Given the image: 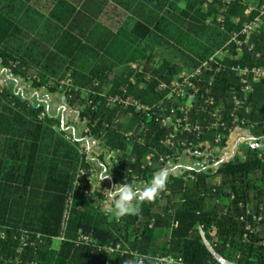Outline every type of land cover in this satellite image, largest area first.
Masks as SVG:
<instances>
[{
	"label": "trees",
	"instance_id": "trees-1",
	"mask_svg": "<svg viewBox=\"0 0 264 264\" xmlns=\"http://www.w3.org/2000/svg\"><path fill=\"white\" fill-rule=\"evenodd\" d=\"M251 1L264 3L0 0V66L78 113L85 124L80 137L100 143L97 159L112 184L125 178L144 184L167 165L150 164L151 153L178 162L183 151L165 146L169 129L111 106L107 96L125 88L144 103L157 102L159 83L198 68L258 15H248ZM253 42L256 52L227 64L264 67V24ZM240 86L226 70L210 95L231 110ZM250 108L254 140L240 146L241 154L170 173L166 190L139 214L114 217L97 203L100 192L95 200L88 196L94 160L61 117L26 98L12 80L0 82V264H121L126 256L142 259L139 264H162L156 258L164 257L182 264H264V220H254L264 214V80L254 85ZM190 117L204 123L196 111ZM202 139L213 142L215 132ZM109 152L117 162L106 163Z\"/></svg>",
	"mask_w": 264,
	"mask_h": 264
},
{
	"label": "built area",
	"instance_id": "built-area-1",
	"mask_svg": "<svg viewBox=\"0 0 264 264\" xmlns=\"http://www.w3.org/2000/svg\"><path fill=\"white\" fill-rule=\"evenodd\" d=\"M211 1L213 0H207V2ZM224 2L230 3L232 0H224ZM247 7L248 15L256 10L259 12L258 15L245 21L239 30H234L228 43L203 61L198 68L184 71L170 82L159 83L158 89L162 96L157 102L144 103L127 95L128 91L123 88V93L107 96L108 104L143 114L156 124L169 129L165 140V146L168 149L181 150L184 156L216 161L212 154L221 150L220 145L224 142L227 143L232 134L239 129H250L255 126L248 120L247 114L251 113L250 96L254 91V85L264 80V67L243 63L227 64L230 59H241L246 52H256L253 37L261 32L264 24V3L251 1ZM223 19V16L220 15L219 20ZM236 21L238 22V20ZM134 68L137 69L138 66L134 65ZM226 70L233 72L241 84L239 93L233 96L231 110H227L223 104L218 103L214 96L210 95L215 77ZM147 78L149 79V77ZM131 82H135L133 77ZM146 86V84L141 85L142 88ZM193 111L205 116L204 123H192L190 114ZM242 111L244 115H242ZM205 132H215L214 144L208 139H202ZM190 135L195 136V139H192ZM66 138L74 141V137L71 135H67ZM212 146L216 149H212ZM107 158L110 162H117L114 152H109ZM148 159L150 164L154 159H158L161 163L175 160L169 155H160L158 152L151 153ZM88 196L91 197L89 194ZM240 220L245 221V216H242ZM254 220H264V214L255 216ZM247 230H252V226L248 225ZM81 240L88 241L89 238L82 235ZM115 250L114 247L109 248L110 252ZM138 261L142 263V259ZM156 261L162 264H182L183 262L181 259L175 260L172 257L156 258Z\"/></svg>",
	"mask_w": 264,
	"mask_h": 264
},
{
	"label": "crops",
	"instance_id": "crops-1",
	"mask_svg": "<svg viewBox=\"0 0 264 264\" xmlns=\"http://www.w3.org/2000/svg\"><path fill=\"white\" fill-rule=\"evenodd\" d=\"M12 80L13 83H16L15 87L16 89H18L19 92H21L22 94H24V96L30 100H32L33 102H35L34 99H32V97L26 96V89H31V91H35L33 92V96L35 95L36 100H38L40 103H43L46 105L47 107V111L56 115V116H60L64 126H66L67 130L72 133L76 138H78V140L81 141L83 147L86 148V150L91 153L92 155V159L94 160V173H93V178H92V186L96 189L97 192L102 193L103 191V185L105 183H110V185L112 186V182L111 179H104L103 181H101V176L104 175H109L107 168L105 167L104 163L99 161L97 159V156H95L96 154L99 155L100 153H102L104 150L101 147V145L94 140H89L88 138L86 139H82L77 135L78 132H81L82 130L85 129V124L83 122H81L79 120V115L76 111H74L73 109H71L66 101H62L63 103L61 104V106H59L60 108H58L56 110V105L54 103V101H51L48 97L52 94H49V96H45L44 98H41L40 96L43 93V90H35L34 88L31 87V85H29V87L26 86V88H17V84L20 83V80H17V78H11L8 76V72L4 69L1 68L0 66V82L2 83H9V81ZM26 91V92H25ZM51 102V103H50ZM52 107V108H51ZM253 136L251 134V131L249 129H239L237 130L234 134H232V136L229 138L228 142L226 143L225 146L221 147L222 149L219 150L218 152H215V154L213 153L212 156H215L216 161H214L213 165L207 166V167H211L216 165V163L219 161L218 158L220 160L229 158L237 153H240V146L246 142V141H251L253 140ZM212 149H216L214 148V146H212ZM183 157V156H182ZM181 159H184L185 157V161L190 160V161H200L201 162V166L199 168H202L203 165L206 162L204 159L201 158H196L193 156H185ZM187 159V160H186ZM214 160V159H212ZM105 161L106 163L109 162L108 158L105 157ZM189 169L188 167H183V169ZM198 168V169H199ZM182 169V170H183ZM184 171V170H183ZM183 173V172H182ZM179 175V174H178ZM220 178L218 177L217 180H219ZM96 193V192H95ZM94 193L95 197L96 194ZM106 198H97V203L101 206V208L103 210L108 211V204L105 202ZM225 262V261H223Z\"/></svg>",
	"mask_w": 264,
	"mask_h": 264
},
{
	"label": "clouds",
	"instance_id": "clouds-1",
	"mask_svg": "<svg viewBox=\"0 0 264 264\" xmlns=\"http://www.w3.org/2000/svg\"><path fill=\"white\" fill-rule=\"evenodd\" d=\"M170 171L167 166L156 170L150 181L144 185L137 186L130 183L125 178L122 182L112 184L111 188H106L101 193L106 198L108 212L114 217H124L125 215H137L141 211V206L145 202H154L167 188ZM110 175L101 176V181L110 179ZM96 189L92 186L89 195L95 200ZM121 264H139L134 257H124Z\"/></svg>",
	"mask_w": 264,
	"mask_h": 264
},
{
	"label": "rangeland",
	"instance_id": "rangeland-1",
	"mask_svg": "<svg viewBox=\"0 0 264 264\" xmlns=\"http://www.w3.org/2000/svg\"><path fill=\"white\" fill-rule=\"evenodd\" d=\"M17 80H20V83H18L17 84V88H26V86L27 87H29V83H27L26 81H24V80H22V79H19V78H17ZM15 85H16V83H15ZM27 91V92H26ZM26 96H29V97H32V99H34L35 101H36V98H35V95L33 96V92H35V91H31V89H29V91H28V89H26ZM49 92L48 91H46V90H43V93H42V95L40 96L41 98H44L45 96H49ZM51 101H54V103H55V105H56V110L58 109V108H60L59 106H61V104L63 103L62 101H63V98L61 97V98H59L58 96H56V95H50L49 97H48ZM51 103V102H50ZM52 108V107H51ZM79 134H81V132H78V136H79ZM253 140H254V138H253ZM262 145L264 146V141H263V143H262ZM95 156H98L97 154L95 155ZM183 157H185L184 155H183ZM182 157V158H183ZM186 158V157H185ZM185 158L184 159H181L180 161H178V162H175V161H172V162H169V163H167V167H168V169H169V171H170V173H172V174H175V175H178V174H181L182 172H184L185 171V168L183 169V167H188V168H199L202 164H201V162L200 161H190V160H187V161H185ZM184 171H183V170ZM103 185V188L104 189H106V188H111V185H110V183H105V184H102ZM137 186H143L144 184H141V183H137L136 184ZM104 189H103V191H104ZM102 191V192H103ZM56 243H58V242H56Z\"/></svg>",
	"mask_w": 264,
	"mask_h": 264
}]
</instances>
